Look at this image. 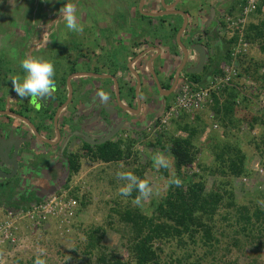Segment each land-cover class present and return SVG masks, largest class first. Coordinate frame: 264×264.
Instances as JSON below:
<instances>
[{
    "label": "trees",
    "instance_id": "trees-1",
    "mask_svg": "<svg viewBox=\"0 0 264 264\" xmlns=\"http://www.w3.org/2000/svg\"><path fill=\"white\" fill-rule=\"evenodd\" d=\"M244 3L245 0L236 2L228 16L237 18ZM240 30L237 27L230 31L233 34L228 41L231 48H226L224 55L216 48L206 66L209 69L205 68L211 77L227 73L234 60L232 49L242 34V42L248 44V51L236 57V62L240 78L249 80L253 90L244 91L245 87L237 82L218 96L213 95V103L205 112L194 115L192 120L183 115L172 123L169 131H157V136H151L152 141L147 144L159 146L169 154V166L160 167L159 171L166 178V183L158 190V196L151 199L146 210L129 203L123 210L112 212L117 215V222L122 227L120 233L126 259H120L116 254L109 258L100 254L102 251L95 250L100 239L95 237L92 240L90 236L89 251L85 253L91 255L93 250L98 252L96 260L99 264H161L162 260L163 264H204L202 262L209 260L210 264H240L238 255L231 257L233 250L245 254L246 262L242 264H264V205L252 201L240 204L232 187L233 180L248 178L253 173L250 159L237 135L243 125L249 130L256 126L263 128L261 136L252 137L249 144L256 151L260 169L264 170V107L256 116L251 111L253 105L264 100V0H256L253 13L242 32ZM252 49H256L263 58L257 60L249 55ZM217 54H220L218 58ZM185 76L195 84H207L202 76ZM208 113L212 114L209 122L222 131L223 140L219 141L210 134L202 149L197 140L210 125L202 120ZM177 132H183L185 136L177 135ZM132 145V139L107 142L88 150L85 157L91 163L100 164H117L130 160L132 156L137 160L131 150ZM202 150L211 154V162L206 163L209 158L203 155ZM68 163L70 177L62 190L68 191L75 201V216H78L86 205L82 201L84 197L79 195L78 189L69 190L68 183L80 171V162L78 158L70 157ZM147 163L141 167V163L137 162L131 172L149 182L144 176ZM209 177L213 178L212 186L206 189ZM176 178L181 181L179 187L170 183ZM138 195L137 191H133L129 198L135 200ZM32 200L34 203L41 202L37 197ZM15 205L11 208L22 204Z\"/></svg>",
    "mask_w": 264,
    "mask_h": 264
},
{
    "label": "flooded vegetation",
    "instance_id": "flooded-vegetation-1",
    "mask_svg": "<svg viewBox=\"0 0 264 264\" xmlns=\"http://www.w3.org/2000/svg\"><path fill=\"white\" fill-rule=\"evenodd\" d=\"M125 1L127 0H120L121 4L117 12L116 9L112 8V4L98 5L94 0H75L73 4L76 7V12L77 8L81 5L89 15L88 19L80 17L77 21L79 22L78 24L82 27H87V29L83 27L82 37L80 38L78 35L74 46H70L69 51L71 53L68 50H60L54 43V46H52L51 43L53 41L48 40L56 37L57 34L55 33L47 41L45 39L41 40L40 44H38L41 46L36 49L34 47L32 49L24 47L21 51L14 53L20 64L22 60L27 58L51 61L55 66L56 88L45 98L18 97L13 91L11 84L13 80L22 81L23 79L25 74L20 66V68L12 69L8 77L0 82V112L2 113L0 115V142L9 146V148L11 147L10 157H13V161L6 159L5 162H9L8 165L10 164V170H7L6 175L10 176L14 174L12 178L4 180L1 186L4 189L5 187L10 188L13 196L20 199L39 197L45 191L41 193V191L38 192L32 189L31 183L36 181L39 182V185L43 183H55L56 175L61 174V170L63 169L67 168L68 170L70 157L78 158L80 163L82 159L86 160L87 163H91L88 157H85V153L99 146L97 143L108 137L117 127L119 129L116 135L105 143L116 142L119 139L126 141L131 136L128 132L130 130H127L128 128L133 129L130 131L132 135H137L134 130L143 131L142 133L145 135L148 131H153L157 128L159 119L170 104L178 83L182 78L186 77L183 72L186 70L187 64L180 71L177 79V69L171 70L169 58L162 64L163 72H165L164 75H159L153 70L156 81L148 70L146 71L147 74L144 75V80L139 75L140 88L138 93L140 104H138L135 95L137 86L135 78L129 73L131 77L129 81L123 80V78L118 80L115 78V75L108 73L109 68L103 60L105 56L96 57L91 52L92 50L89 49L88 44L93 42L90 40V36L93 34L87 32L88 28L94 29V34L98 32L99 35H104V37L109 35L112 28H116L113 23L114 20L110 16L111 12L113 11L114 13L116 11L115 15L123 19L130 12L129 8L125 6L127 4ZM238 1L177 0V2H181L183 5L193 6V9L196 10L192 23L189 24V21H184L182 17L180 29L186 23L183 32L186 29H191V32H189L190 40L196 37L198 42L204 43L207 45V48L209 47L208 50H215L211 48L215 38H219L221 33L226 37L229 36L224 18L229 17L228 12L232 10V6ZM142 2L143 0H134L133 12L135 17L139 16L138 11ZM200 12L203 14L200 15ZM58 24L59 28L60 26L62 28L65 26L64 21H58ZM169 26L168 23L167 28L170 31L171 28ZM74 34L75 32L73 31L65 33L63 41L65 40L67 44L68 40L70 42L74 41L70 38ZM63 44L65 45L64 42ZM136 57L135 55L132 58ZM102 70L106 73H98L102 72ZM103 75L106 77H103ZM98 76L100 78H97ZM108 76L110 79H107ZM175 79L176 86L170 92ZM115 82L117 85H115ZM156 82L159 85V89L165 94H162L158 90ZM2 86L4 90H2ZM116 90L119 93V103L121 104L119 105L122 107L115 103L117 107L113 110L115 111L114 114H111L107 111V106L109 103H112L113 99L116 101ZM146 90L149 91L147 95L144 94ZM101 92L108 96L107 100H110L109 102L103 99L99 100L101 98L99 93ZM98 101H100L99 105H101V109L97 117L98 107L95 106V102ZM130 104L134 105V109L130 107ZM125 108L130 109V111H127ZM22 118L26 119L27 122L22 120ZM112 122L115 125H112ZM142 124L146 126L143 127ZM80 126H83L81 130L87 134L85 137H87L86 139L89 143L83 140L84 138H81V136H79L81 140L77 139V143H73V133ZM100 130L105 131L103 132V136L93 138V135ZM5 131H12L13 134L10 138L8 136V139L1 140V137H3L2 133H5ZM65 136L68 137V141L67 139L65 140ZM69 177L68 173L67 180ZM16 178L17 180H15ZM12 180H15L12 183L14 186L13 192L11 190L12 187H10L11 183H8ZM54 190L57 191L56 189ZM46 193L49 194L48 190H46Z\"/></svg>",
    "mask_w": 264,
    "mask_h": 264
},
{
    "label": "rangeland",
    "instance_id": "rangeland-1",
    "mask_svg": "<svg viewBox=\"0 0 264 264\" xmlns=\"http://www.w3.org/2000/svg\"><path fill=\"white\" fill-rule=\"evenodd\" d=\"M74 1L75 0H0V82L8 77L12 69L20 68V62L14 53L21 51L24 47L31 49L33 47L34 49L40 47L41 45L38 44H40L43 31L45 30L47 32H52V34L56 33L57 29L63 31L60 36L52 37L48 40L53 41L51 43L52 46L55 45L60 48V50L68 51L70 50V46H74L75 39L78 35L81 38L82 34L75 33L70 36L74 41L70 42L68 40L67 44L65 40L63 41L66 30L61 26L59 28L57 21L59 20L58 18L61 17L59 13L60 9L64 7L63 5L66 3L73 4ZM94 1L98 5L110 4V0ZM128 4L131 5V0H128ZM78 9H83V7L80 5L77 10ZM54 17H57V19ZM47 27H51V30L47 29ZM83 27L87 29V27ZM232 35L231 33L228 39L221 33L219 38H215L214 42L217 43L216 46L218 48H221L222 55H224V50L226 48H231L228 41L231 39ZM61 41H63L65 45ZM183 41L185 43L188 42L186 39ZM190 43L204 45V43L198 42L196 37L192 38ZM211 46L212 49H216L214 44ZM85 50L87 51V49ZM211 52L215 53V50ZM249 55L255 57L257 60L263 58L261 55H258L256 49L250 50ZM219 56L220 54L216 55L217 58ZM208 63L209 60L205 63V67ZM206 68L203 73L201 72L198 74L202 76L203 81H207L210 75L207 73V69L209 68ZM249 83L252 84L250 81ZM251 87L252 88L249 89L248 86L247 90H253V86ZM2 90H4L3 86ZM261 103L262 102L259 101V104L253 105L251 109L253 115L256 116L258 111L262 108V105H260ZM204 117L205 118L202 117L203 122L210 125L200 139L197 140L198 143L196 142L200 148H204V145L207 144L208 141L206 142V139L210 134H213L212 137L218 138L219 141L223 140L221 136L222 131L220 129H213L212 123L209 122V117L205 115ZM198 126L200 127L201 123H199ZM169 130L170 128L167 131ZM128 132L131 136H129L127 140L132 139L133 145L131 150L137 160L132 156L130 160L117 164H100L87 163L86 160L82 159L80 171L78 174L73 175L68 183L69 190L78 189L79 195L84 197L82 201L86 205L83 207L82 212L79 213L78 216L76 215L74 220L69 224L60 225L57 221L50 220L39 228L30 227L26 229L25 226H22L19 233L20 242L18 248L5 252L6 255L4 254L5 256L0 264H35L37 258L44 259L46 264H99L96 260L98 255L96 251H102L100 254H106L108 258L116 254L120 259H126V252L123 249V243L121 241L120 231L122 227L120 223L117 222V215L112 212L115 209L119 211L123 210L129 203H135L134 200L129 197H123L119 194L118 189L124 185V182L117 178V173L121 171L131 172V170L137 166V162L141 163V167L144 166L145 162H148L144 169V176L151 183L150 186L153 189V195L146 200H142V204L138 206L140 209L146 210L151 199L158 196V190L163 188L166 183V178L159 172L160 167L156 166V158L162 156L168 162V166L171 162L169 161V154L166 150L162 151L159 146L153 147L147 144L152 141L151 136H157V130L148 131L145 135H143V131H140L137 135H132V132ZM262 132V127L259 128V126H256L253 130H249L247 126L243 125L240 133H237L239 141L241 139L242 148L247 153L251 168L253 169V173L250 177L232 181L235 198L240 204H248L252 201L264 205V170L260 169L259 160L255 157L256 151L249 144L252 137H260ZM10 133L13 132L5 131L1 140L8 139V136L10 138ZM176 134L185 136L183 132H177ZM202 151L203 155L209 158L206 163L211 162V154L207 153L206 150ZM133 160L135 161L133 162ZM254 167L256 170H254ZM68 173L69 171L67 168L63 169L61 170V174L56 175L57 178L55 183H43L39 185V182L36 181L31 183V188L34 190L40 188V191H45L40 194V197H37L43 200L47 195L52 194L55 191L54 189H63V186L68 181ZM212 181L213 178L211 177L207 179L206 189L211 188ZM0 189H3L0 197L5 200L10 194V192H7L10 191V188L5 187L4 189L0 186ZM11 190L13 191V188ZM46 190H48L49 194L46 193ZM33 203L34 201H28L22 205ZM4 205L2 211L12 206L11 203L6 206ZM1 216L2 215H0V217ZM90 236H92V240H95V237L100 239V243L95 249L96 251L93 250L94 252L91 255L85 253L86 250L89 251ZM167 251H169V249ZM237 255L241 258L240 264H242L243 261L246 262L244 253H238L236 250H233L231 257L235 258ZM228 259H230V256ZM262 261L264 262V251L262 252ZM210 262L209 260L206 263H202L210 264ZM161 264H163V260Z\"/></svg>",
    "mask_w": 264,
    "mask_h": 264
},
{
    "label": "crops",
    "instance_id": "crops-1",
    "mask_svg": "<svg viewBox=\"0 0 264 264\" xmlns=\"http://www.w3.org/2000/svg\"><path fill=\"white\" fill-rule=\"evenodd\" d=\"M127 4L125 5L127 8H129L130 12L128 13L127 17L119 18V16H116L115 13L117 10H119V5L121 4L120 0H110V4H112V8L116 9V11L113 13L111 12L110 16L113 18V23L116 28H112L111 33L107 36L104 37L99 35V33H93L94 29L88 28L87 32L89 34H93L90 36V40L93 41L89 45V49L92 50L93 54L97 57L105 56L103 59L104 62L107 64V67L109 68L108 73L111 75H115L118 80L123 78V80L129 81L131 78L129 76L132 75L133 78V71H136L139 73L144 80V75L147 74L148 72H151L150 68H148V65H150L151 62V68L159 75H164L165 72H163V66L162 64L168 60L171 63V70L174 71L175 69H179L182 65V60H183V55H182V48L183 49H189L191 48V43L188 35H190L189 32H191V29H186V31L182 32L181 35L179 33L182 31L180 29V26L182 24V17L185 16V19L189 21V24L192 23L194 20L193 18L195 17L196 13L193 9V6H187L186 4H181V2L172 1V0H143L142 4H140L139 7V16L135 17L134 15V0L131 2V5L128 4V0L125 1ZM164 3V4H163ZM183 3V2H182ZM192 7V8H191ZM84 9V8H83ZM83 9H78L76 12L77 16V21L80 17H86L88 19V15L86 11ZM162 11V12H161ZM118 12V11H117ZM167 13L170 15L163 16L162 18H159V13ZM172 14V15H171ZM203 13L200 12V15ZM91 16V13H90ZM187 17V18H186ZM57 19V17H55ZM59 20L57 21H62L63 19L58 18ZM64 21V20H63ZM166 22V23H165ZM79 23V22H78ZM169 23V27L171 30L167 28V25ZM186 24V23H185ZM59 26V25H58ZM47 29L51 30V27H47ZM63 29L66 30L65 33H69L70 30L66 28V26H63ZM181 31H180V30ZM179 30V31H178ZM178 31V32H177ZM63 31H59L57 29L56 33L57 36H60ZM64 33V34H65ZM76 33V32H75ZM83 32H80L82 34ZM85 33V32H84ZM227 33V32H226ZM53 36L52 32H47L46 30L43 31L42 34V39L47 41L49 37ZM231 35H229L227 38L229 39ZM178 38L179 41L182 45V47L178 44ZM186 39L188 42H184L183 40ZM216 42H214V45L216 46ZM201 45V44H199ZM220 45V43H219ZM207 49V54H206V59L211 57L212 52L211 50H208L207 45H203ZM223 46V45H222ZM221 46V47H222ZM216 48H218L216 46ZM221 50V48L219 47ZM151 51V52H149ZM145 53L143 57H139L137 60V57L140 56L141 54ZM137 56L136 58H132L133 56ZM189 57L187 59L188 63L187 67L191 68L196 65L197 62V54H193L189 52ZM132 58V60H131ZM135 60V61H134ZM133 61V62H132ZM185 63V64H186ZM207 63V60L205 61ZM100 64V63H99ZM98 66V65H97ZM147 67V68H146ZM184 67V66H183ZM181 68V70L183 69ZM169 68V67H167ZM185 70L184 75H186L187 69ZM128 71V72H127ZM204 71V70H203ZM101 74H105L106 72L102 70V72H98ZM107 73V74H108ZM203 73V72H202ZM103 77H106L103 75ZM97 78H100L99 76ZM107 79H110L109 76ZM146 79V78H145ZM210 79V75L207 79L206 82H208ZM120 82V81H119ZM144 85V84H143ZM144 89L145 86H143ZM149 91H145V95L149 94ZM173 98V97H172ZM172 98L170 102L172 101ZM101 98H99L100 100ZM123 99V98H122ZM127 100V99H126ZM108 101V100H107ZM110 101V100H109ZM108 101V102H109ZM129 101V100H128ZM127 101V102H128ZM100 103V101H98ZM97 102H95L96 104ZM120 103H117L114 99L112 100V103H109L107 106V111L110 113H113L117 107V105ZM130 103V102H128ZM131 105V106H130ZM129 106L134 109V105L130 104ZM163 105V104H162ZM97 106V104L95 105ZM100 106V107H99ZM120 106V105H119ZM98 111H97V117L101 109V105H98ZM112 111V112H111ZM146 112V111H145ZM66 114V113H65ZM142 118V116H140ZM115 125L114 122H112V125ZM130 124V123H127ZM111 125V126H112ZM143 127H145V124H142ZM83 126H80V128H77L74 133H73V143H77V139L84 138L83 140H86L87 143V134L81 130ZM103 128V127H102ZM104 129V128H103ZM127 130H133L131 128H128ZM104 130H100L98 133H95L93 135L94 137L99 138L100 136H103ZM134 132L139 133L138 130H134ZM5 133H2L4 135ZM13 133H10V136ZM80 134V135H79ZM86 134V135H85ZM75 137V138H74ZM68 137L65 136V140ZM81 140V139H79ZM66 141V142H67ZM10 170V168H8ZM7 169V170H8ZM5 169V171L7 172ZM14 176V174H12ZM12 176V177H13ZM17 180V178L15 179ZM15 180H12L11 182H8L10 184V187L13 186V182ZM14 189V188H13ZM2 190L0 189V194H2ZM36 191H40V188H36ZM10 194L6 197L4 200L3 198L1 199L0 197V215L2 213V207L4 204L8 205L11 203L12 205L15 204H23L30 201H33V197H27V198H22V200L19 197L13 196V193ZM13 192V191H12ZM43 191H41L42 193ZM40 197V196H39ZM5 198V197H4ZM25 200V201H23ZM22 201V202H21ZM4 205V206H6ZM16 206V205H15ZM10 209V208H9ZM1 219V217H0Z\"/></svg>",
    "mask_w": 264,
    "mask_h": 264
},
{
    "label": "built area",
    "instance_id": "built-area-1",
    "mask_svg": "<svg viewBox=\"0 0 264 264\" xmlns=\"http://www.w3.org/2000/svg\"><path fill=\"white\" fill-rule=\"evenodd\" d=\"M255 6L256 0H245L244 7L237 18H224L228 31L240 27V32H242ZM240 35L238 44L232 49L231 56L234 60L231 62L227 73L219 77H210L206 85L195 84L187 77L182 78L177 85L172 101L161 115L155 130L167 131L169 128L171 129L172 123L183 115L192 120L194 115L205 112L213 103V95L218 96L226 88L234 87L237 82L245 87L243 88L244 91H248V86L249 89L252 88L253 85L249 81H245L239 76V64L236 62V57L248 51V44L242 42V34ZM261 102L260 105L264 107V100ZM261 110L262 108L259 111ZM208 117L211 119L212 114L208 113ZM212 126L213 129L217 128L215 124ZM76 209V203L69 196L68 191L57 190L47 195L40 203L20 205L17 208L2 211L0 219V262L6 255L5 252L18 248L19 233L22 226H25L26 229L30 227L39 228L50 220L57 221L60 225L69 224L75 218Z\"/></svg>",
    "mask_w": 264,
    "mask_h": 264
},
{
    "label": "clouds",
    "instance_id": "clouds-1",
    "mask_svg": "<svg viewBox=\"0 0 264 264\" xmlns=\"http://www.w3.org/2000/svg\"><path fill=\"white\" fill-rule=\"evenodd\" d=\"M60 14L68 30L77 33L83 32V27L77 22L76 7L74 4L66 3L65 6L60 9ZM20 67L25 74L22 81H12L13 91L18 97L45 98L55 90L56 72L55 66L51 61L27 58L21 61ZM99 95L103 100L108 99V96L103 92L99 93ZM156 166L166 168L168 167V162L162 156H158L156 158ZM117 178L120 181L125 182V184L118 189L121 196L130 197L133 191H137L139 193L134 200V203L137 206L142 204V200H146L153 195V189L150 186V183L147 180H141L130 171L118 172ZM170 183H174L177 187L181 185L179 178L170 181ZM35 264H46V261L44 259L37 258Z\"/></svg>",
    "mask_w": 264,
    "mask_h": 264
},
{
    "label": "water",
    "instance_id": "water-1",
    "mask_svg": "<svg viewBox=\"0 0 264 264\" xmlns=\"http://www.w3.org/2000/svg\"><path fill=\"white\" fill-rule=\"evenodd\" d=\"M162 1H165V0H162ZM164 4V3H163ZM166 15H170V14H167V13H162V14H160L159 16H157V17H159V18H162L163 16H166ZM183 18H184V21H186L187 19H185V16H183ZM184 28H185V23L183 24V27H182V31L179 33V35H181V33L183 32V30H184ZM178 44L182 47V45H181V43H180V41H179V38H178ZM182 55H183V60H182V66L177 70V73H176V79H177V76L179 75V73H180V71H181V68L183 67V66H185L186 64H188V63H186L187 62V59H188V57L190 56L189 55V52L190 53H193V54H197V57H198V59H197V62H196V65L194 66V67H191V68H188V67H186V68H188L187 69V72H188V74H190V75H198V74H200L202 71H203V69H204V66H205V61L206 60H208V58L206 59V54H207V49L203 46V45H199V44H191V48H189V49H183L182 48ZM149 52H151V51H149ZM143 55H145V53H143V54H141L140 56H138L137 57V60L139 59V57H143ZM135 61V60H134ZM133 62V61H132ZM186 63V64H185ZM186 66H188V65H186ZM148 68H150V70H151V74L154 76V79H155V73H154V71H153V69L151 68V62H150V65H148ZM133 75H134V77H135V80L137 81V86H136V90H135V95H136V99H137V102H138V104H140V101H139V93H138V91H139V88H140V74L138 73H136L135 71H133ZM176 79H175V82H174V84H173V87H172V89L170 90V92H172L173 91V89L175 88V86H176ZM112 80L113 81H115L114 80V78H112ZM155 81H156V79H155ZM115 85H117V83L115 82ZM156 85L158 86V90L162 93V94H165L163 91H161L160 89H159V85H158V83L156 82ZM166 94H168V93H166ZM116 101L119 103V93H118V90H116ZM99 105V103H97V106ZM121 105V104H120ZM100 107V106H99ZM120 107H122V106H120ZM127 111H130V109H127V108H125ZM112 114V113H111ZM113 114H114V112H113ZM116 114V113H115ZM0 115H2V113L0 112ZM22 120H24V121H26L27 122V120L26 119H24V118H22ZM118 129H119V127H117L108 137H106L103 141H101V142H99V143H97V145H100V144H103V143H105L106 141H108V140H110V139H112L115 135H116V133H117V131H118ZM4 136V135H3ZM10 152H11V147L9 148V146H6L5 144H1V142H0V186L2 185V182L4 181V180H8V179H10V178H12V174L10 175V176H8V175H6V171H5V169L7 170L8 168H9V165H8V163L9 162H5L6 161V159H8V160H11V161H13V157H10ZM15 165V164H14ZM253 167V166H252ZM254 169H255V167H254Z\"/></svg>",
    "mask_w": 264,
    "mask_h": 264
}]
</instances>
